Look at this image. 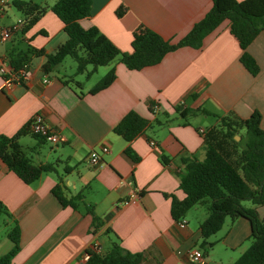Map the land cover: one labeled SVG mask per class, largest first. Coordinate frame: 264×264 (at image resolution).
<instances>
[{
	"label": "crops",
	"instance_id": "crops-1",
	"mask_svg": "<svg viewBox=\"0 0 264 264\" xmlns=\"http://www.w3.org/2000/svg\"><path fill=\"white\" fill-rule=\"evenodd\" d=\"M7 1L0 26L25 20L14 0ZM52 1L49 6L57 0ZM91 2V15L81 19V24L97 26L127 52L133 50V34L139 26L177 43L213 7V0ZM63 27L48 8L31 28H21L11 39L0 42V56L11 62V52L22 53L35 68L32 79L10 88L0 75V136L16 135L41 113L65 137L53 144L30 131L19 136L35 163L55 166L32 183H26L0 157V203L10 213L0 215V255L12 249L9 231L18 225L20 249L11 264H89L84 255L91 243L98 241L104 254L116 240L127 250L142 253L141 264H192L188 253L196 247L204 252L203 264H232L249 247L251 221L244 216L226 218L222 229L208 238L214 245L207 250L201 234L207 207L195 205L182 227L171 213L172 194L185 196L180 188L186 172L184 159L205 157L199 129L208 130L219 122L216 116L189 111L206 109L238 119L259 111L264 129V31L247 48L260 66L257 75L241 62L242 48L230 30V20L225 19L205 36L200 48L182 46L142 69H130L116 58L87 76L92 66L79 73L70 63V71L61 65L68 57L51 68L44 67L48 55L68 39ZM113 67L115 81L90 92ZM94 74L100 80L91 84ZM46 75L51 79L48 83L43 81ZM131 110L149 119L150 126L128 142L114 127ZM103 145L109 151H101ZM128 145L138 160L126 152ZM93 148L101 151L99 165L89 163ZM163 155L169 158L165 164ZM60 179L67 197L82 192L85 203L94 207L101 219L97 229L84 203L77 209L63 206L54 195L52 189ZM134 188L139 198L125 203ZM258 212L264 220V204Z\"/></svg>",
	"mask_w": 264,
	"mask_h": 264
},
{
	"label": "trees",
	"instance_id": "trees-1",
	"mask_svg": "<svg viewBox=\"0 0 264 264\" xmlns=\"http://www.w3.org/2000/svg\"><path fill=\"white\" fill-rule=\"evenodd\" d=\"M13 4L26 18L23 31L31 28L47 10V7H42L33 0H14ZM91 6V0H57L49 6L63 22L68 39L48 55V62L44 65L46 69L63 62L69 56L75 59L79 73L92 66L87 76L116 58H120L130 69H142L159 63L167 53L182 46L200 48L205 36L223 20L229 19L230 30L242 48L241 62L253 75L260 71V66L247 48L264 31V0H213L211 10L177 43H172L156 31L141 25L134 31L131 52L119 49L97 26L85 28L81 24V19L91 15ZM9 57L14 67L28 63L25 55L19 52L13 51ZM116 77V69L113 67L90 92L96 93L108 87ZM176 109L180 111V107L177 106ZM198 111L216 116L219 122L202 134L205 157L184 159L186 172L181 176L180 188L185 196L179 198L172 194V216L180 221L195 205H205L209 214L201 223V234L202 246L207 250L214 245L208 238L222 229L226 218H248L252 225L251 244L232 264H264V220L258 212V207L264 204V129L261 127V113L255 111L247 119L220 116L206 109L191 110L189 113L196 114ZM182 115L187 118L188 114L183 112ZM149 126V119L131 110L114 127V131L131 142ZM243 130L246 132L245 147L235 137ZM25 132H29L28 127L14 136H0V157L26 183H32L44 173L54 171L55 166L54 163L37 164L32 160L18 141L19 136ZM126 152L135 160L139 159L129 145ZM161 159L164 164L169 160L165 155ZM61 183L60 179L52 189L60 203L63 206L71 205L75 209L84 203L86 211L92 214L93 225L97 229L101 219L95 214L94 207L85 203L84 194L78 192L67 197ZM243 200H250L253 206H244ZM2 213L10 215L7 207L0 203V215ZM9 237L14 245L8 253L0 255V264H11L20 249L18 225L9 231ZM89 253V264H141L143 258L142 253L125 249L119 240L114 241L104 254L91 249Z\"/></svg>",
	"mask_w": 264,
	"mask_h": 264
},
{
	"label": "built area",
	"instance_id": "built-area-1",
	"mask_svg": "<svg viewBox=\"0 0 264 264\" xmlns=\"http://www.w3.org/2000/svg\"><path fill=\"white\" fill-rule=\"evenodd\" d=\"M8 6L7 0H0V14L3 13ZM25 24L24 19H19L16 24L10 26H0V42H4L13 37V35L23 28ZM35 74V68L29 63H25L23 66L14 67L11 62L7 58H3L0 56V75L4 79L5 87H12L18 83H26ZM49 76H45L43 81L45 83L50 82ZM28 130L35 134L43 137L46 141H49L53 144H57L59 142H63L65 137L55 131L49 123L46 121L45 117L41 113H37L33 116L31 121L28 124ZM199 131L204 134L206 130L204 128H200ZM152 145H155V141H151ZM101 151L107 152L109 148L105 145L101 147ZM101 151L93 148L89 155V163L92 165H99L101 163ZM133 184V182H131ZM139 198V192L136 188L133 189L128 199L125 200V203L134 202ZM179 224L184 227L187 224L186 218H183L179 221ZM89 249L92 251H96L101 253L102 246L98 241H95L89 245V248L85 252V259H89L90 253ZM189 260L192 264H203L204 260V252L201 248H192L189 253Z\"/></svg>",
	"mask_w": 264,
	"mask_h": 264
},
{
	"label": "rangeland",
	"instance_id": "rangeland-1",
	"mask_svg": "<svg viewBox=\"0 0 264 264\" xmlns=\"http://www.w3.org/2000/svg\"><path fill=\"white\" fill-rule=\"evenodd\" d=\"M37 2L40 4V5H42V7H47V10H48V8H49V5H48V3H52L53 1L52 0H37ZM46 10V11H47ZM19 13V12H18ZM20 14H22V12L20 13ZM24 15V14H23ZM70 63H72V65L74 66V67H76L77 66V63H76V61H75V59L73 58V57H68L67 58V61H64L61 65L62 66H65L68 70H72V68L70 67ZM100 69H102V72H103V68H100ZM85 79V81H86V78H84ZM100 80V76L98 75V74H94V76H93V78L90 80V83L91 84H94V83H96V82H98ZM202 119H204V118H202ZM205 119H209V120H207L208 122L209 121H212V118H205ZM193 120V119H192ZM201 121V120H200ZM206 121V122H207ZM197 122H199V119H198V121ZM246 132H245V130H243L242 132H241V134H237L235 137H236V139L238 140V141H241V146L242 147H245V142H246ZM242 204L244 205V206H246V207H249V206H252L253 205V203L250 201V200H243L242 201ZM230 217H228V219H229ZM248 244H249V246H250V244H251V240H249V242H248Z\"/></svg>",
	"mask_w": 264,
	"mask_h": 264
}]
</instances>
